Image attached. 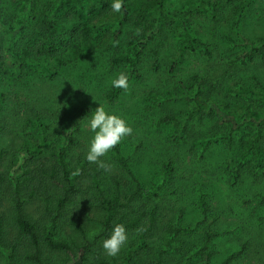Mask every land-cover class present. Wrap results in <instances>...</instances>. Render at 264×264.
I'll list each match as a JSON object with an SVG mask.
<instances>
[{
    "label": "rangeland",
    "instance_id": "rangeland-1",
    "mask_svg": "<svg viewBox=\"0 0 264 264\" xmlns=\"http://www.w3.org/2000/svg\"><path fill=\"white\" fill-rule=\"evenodd\" d=\"M128 1L129 18L118 32L121 12L112 11V0H66L58 13L54 0H38L26 23V0H0V145L9 151L0 162V172L10 171L13 152L22 144L30 118L38 125L42 118L49 126L55 145L46 149V158L69 138L68 128L77 121L67 159L75 164L86 157L94 136L89 122L99 104L104 105L133 129L119 144L143 188L157 192L142 198L147 206H158L160 217L151 251L139 252L138 264H147L160 249L168 248V239L172 249L163 264H197L208 232L216 233L207 250L215 252L214 262L244 247L234 264H264V173H258V166L264 172V157L261 162L253 151L242 158L258 125L264 148V54H255L253 60L247 57L250 41L264 43V0H252L239 27L231 0H166L164 9L159 7L161 0ZM191 9L187 25L197 38L194 49L184 21L174 12ZM148 36L139 70L134 71L125 57L136 53L135 40ZM115 41L119 43L114 46ZM27 43L35 49L25 57L22 49ZM20 55L25 64L16 73L9 61ZM120 72L128 75L129 89L111 100L107 93ZM196 96L204 113L194 101ZM210 102L226 107L239 126L221 122L209 109ZM167 117L172 119L162 122ZM114 154L113 148L100 158L109 166L103 175L105 188L111 186V174L117 173L124 191L131 192L135 181ZM241 162L242 176L236 181L234 172ZM167 164L172 171L166 179ZM13 191L10 183L4 197L8 211ZM88 195L83 192L69 207L63 222L68 234L77 236L68 224L72 217L82 219L91 238L100 230L103 211L89 205ZM202 196L208 204L206 217ZM25 208L41 228L47 226L43 198L26 197ZM189 225L192 230L186 229ZM6 226L10 240L19 237L22 261L35 264L27 259L30 247L19 236L11 214ZM127 234L118 255L109 256L103 248L110 262L120 263L129 241L137 238L135 231ZM50 253L57 264L65 255ZM0 264H11L1 251Z\"/></svg>",
    "mask_w": 264,
    "mask_h": 264
},
{
    "label": "trees",
    "instance_id": "trees-1",
    "mask_svg": "<svg viewBox=\"0 0 264 264\" xmlns=\"http://www.w3.org/2000/svg\"><path fill=\"white\" fill-rule=\"evenodd\" d=\"M66 0H54L53 8L58 13L64 6ZM82 2L83 0H73ZM235 3L236 17L235 25L240 26V21H243L247 7L251 4L252 0H231ZM27 4L23 10V22L26 23L31 19L35 10L38 0H26ZM166 0H161L159 7L165 8ZM123 9L121 11V18L117 28L120 32L124 22L128 20L130 9L129 1L123 0ZM209 9L214 11L215 6L210 5ZM191 10H175L177 16H180L185 24L190 47L194 49V42L197 41L193 32L189 30L187 23V15L192 12ZM173 13V12H172ZM142 14L140 20L144 18ZM151 36L144 39L135 40L136 53L131 57L125 59L131 60L132 69L139 70V59L143 55L147 41ZM264 41V39L262 40ZM34 42V41H33ZM207 46V45H206ZM34 46L27 43L22 49V55L27 57L34 52ZM207 52L210 51L207 49ZM255 54H264V43L249 42L247 57L253 60ZM20 55L18 59H11L9 64L12 66L16 73H20L24 66V60H21ZM176 64L173 63L170 70L175 69ZM139 73V72H138ZM140 76V74H138ZM202 81V80H201ZM202 85V83L200 84ZM124 89H112L107 93V97L111 100L117 98ZM197 107L204 113L203 103L197 96L194 98ZM209 109L215 111L220 117L221 122H230L237 128L240 122L233 114L227 112V108L219 105L217 102H210ZM167 117L162 119V122L170 120ZM40 124H36L31 118L27 121L24 130L25 138L21 145H19L14 153V158L11 161L10 171L0 172V251L7 258L11 264H25L22 261L19 251L21 243L19 237L16 240H10L7 235V221L11 217L15 223L19 236L25 240V245L28 244L30 251L27 254V259L35 264H57L51 258L50 252H58L62 255L61 262L58 264H71L73 258L76 262L73 264H115L106 259L104 249L100 246V242L112 234L114 226L122 223L126 231L137 232V238L129 241L128 248L123 254L122 261L118 264H138L141 257L138 253L142 251H151V238L153 237L156 229L158 228V221L160 217L159 208L157 205L147 206L142 198L146 196L155 195L156 190L148 191L143 188L141 181L133 174L130 169L129 158L124 154L120 144L114 148V156L120 166L128 171L135 181L134 189L131 192H125L119 175L111 174V186L105 188V177L107 173L104 169L100 168L96 163H89L86 157H80L75 164H72L67 159L68 149L72 145V133L74 129L77 130L78 122L69 127L67 140L62 141L61 145L54 148L52 156L46 158L48 147L55 144L50 139L49 126L45 124L40 118ZM5 123H2V125ZM3 127L0 125V133ZM42 132H39V131ZM1 137V135H0ZM263 137V131L258 125V130L254 135V139L248 144V150L242 155L244 159L247 154H258L260 161H263L264 148L260 146V139ZM1 142V141H0ZM254 145V146H253ZM6 146L0 145V162L6 157L8 153ZM243 162L240 163L237 170L234 172V180L241 178V167ZM165 178L170 177L172 171L169 164L165 167ZM261 166H258V173ZM12 183L13 196L11 210L8 211L5 204V192L7 187ZM52 191L54 193L52 194ZM88 191L90 194L86 197L89 205L98 207L103 211L100 223V230L91 238L88 234L87 228L80 217H72L68 219V224L77 233H67L63 230V222L67 220L68 209L72 203L78 202L81 199L83 192ZM30 199L41 197L45 201L46 209L49 214V223L47 226L41 228V224L32 220L25 208V198ZM262 203H264V196H262ZM54 201V203H53ZM140 201V204L138 202ZM201 207L204 216H207L208 204L202 196ZM186 229L192 230L193 226H185ZM184 228V227H183ZM181 227L175 230L179 232ZM205 243L201 247L199 253L200 258L197 264H234L237 259L243 255L244 247L237 252L231 253L222 262H214L213 258L215 252L207 251L209 249V242L212 238L216 237L215 232H208ZM168 248L160 249L155 258H151L147 264H163L165 255L172 249V239L167 240Z\"/></svg>",
    "mask_w": 264,
    "mask_h": 264
},
{
    "label": "clouds",
    "instance_id": "clouds-1",
    "mask_svg": "<svg viewBox=\"0 0 264 264\" xmlns=\"http://www.w3.org/2000/svg\"><path fill=\"white\" fill-rule=\"evenodd\" d=\"M123 0H112L111 8L115 13H120L123 9ZM139 29H137V33ZM119 41L114 42V46ZM113 87L117 89H129V77L125 72H120L118 76L112 80ZM91 131L94 133L91 139L86 159L89 163H97L98 166L105 171L109 166L100 158L107 155L109 151L115 148L125 137L130 136L133 129L127 121L114 113L106 110V106L99 104L89 122ZM128 234L125 226L118 223L114 226L110 237L103 241V248L107 255L116 256L121 248L127 243Z\"/></svg>",
    "mask_w": 264,
    "mask_h": 264
}]
</instances>
